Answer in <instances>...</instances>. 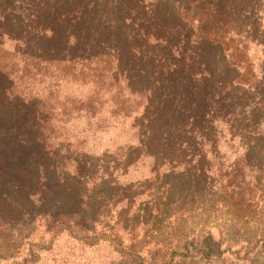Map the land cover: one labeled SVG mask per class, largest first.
<instances>
[{
	"label": "trees",
	"instance_id": "16d2710c",
	"mask_svg": "<svg viewBox=\"0 0 264 264\" xmlns=\"http://www.w3.org/2000/svg\"><path fill=\"white\" fill-rule=\"evenodd\" d=\"M4 40L30 48L28 58L48 67L121 83L137 99L126 115L133 143L111 166L121 168L109 171L103 159L77 155V146L51 143L34 112L26 126L32 137L2 124L0 192L13 184L0 201V234L12 210L31 212L40 226L23 263H35L63 234L86 246L115 244L133 264H211L230 252L209 230L177 223L162 238L159 222L224 203L244 220L262 197L264 0H0ZM250 46L261 55L255 64ZM22 147L5 157L4 148ZM221 154L233 160L223 166ZM137 165L147 170L139 191V182L118 180ZM139 194L145 197L134 205ZM252 241L236 260L264 257V227Z\"/></svg>",
	"mask_w": 264,
	"mask_h": 264
},
{
	"label": "rangeland",
	"instance_id": "374dc122",
	"mask_svg": "<svg viewBox=\"0 0 264 264\" xmlns=\"http://www.w3.org/2000/svg\"><path fill=\"white\" fill-rule=\"evenodd\" d=\"M27 53H31V49L25 48L21 43L8 40L0 43L1 141L6 140L1 137L5 133L2 124L8 127L7 130L21 132L24 129L22 136L32 137L26 134V126L32 123L31 116L34 112L36 124H44L45 133L51 143L54 140L59 144L69 145L71 149L77 146V155L85 154L90 155V159H103L104 165L109 166H105L108 171L110 168H121V164L117 167L111 166L119 164L127 145L133 143L134 132L128 126L130 118L126 115L133 114L136 97L129 96L121 83L114 84L107 79L105 83L96 84L91 81L88 72L80 73L73 66L63 69L48 67L28 58ZM249 55L252 64L261 59L259 50L253 46H250ZM85 138L88 139L84 141ZM10 144L12 147L16 145L14 141ZM22 148H4L5 157L11 159L13 155L23 154L27 148ZM221 155L223 166L233 160L231 154ZM144 167L146 168L145 164ZM144 167L137 165L136 168L129 169L124 179L118 180L139 182L138 190L135 189L139 191L142 189L141 185H148L141 181L147 173V168ZM167 179L168 177L161 178L156 187L161 188ZM12 184L8 183L7 189L5 188L7 194L0 192V201L3 195H8L10 189L12 190ZM260 194L262 197H258L251 208L252 215L247 219L236 221L232 207L227 208L228 205L224 203L206 214L194 211L191 219L178 215L176 218L160 220L162 238L174 223L179 224L180 229L187 227L189 230H200L201 233L209 230L215 237L222 238L223 247L226 242L230 249L229 253L225 252L215 258L211 264H264V257L260 256L253 257L250 262L234 258L235 251L243 247V244L253 242L264 227V184ZM139 195L134 205L145 197L144 194ZM202 198L208 204L213 198L211 191L204 192ZM171 203L170 200L169 204ZM180 206L185 205L182 203L177 207ZM168 211L170 212L169 208ZM7 219L9 230L0 234V264H25L22 257L27 255L29 239L36 240L40 226L32 223V214L28 211L19 214L12 210ZM154 238L162 239L151 235V239ZM149 240L148 237L144 241ZM248 245L250 247L251 244ZM238 255H241L240 251ZM131 261V258L118 252L115 244L98 243L86 246L63 234L52 242L50 249L39 252V259L35 263L26 264H133ZM182 264L200 263L193 261Z\"/></svg>",
	"mask_w": 264,
	"mask_h": 264
}]
</instances>
